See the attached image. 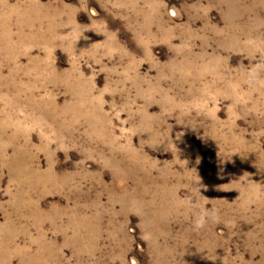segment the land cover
Returning <instances> with one entry per match:
<instances>
[{"label":"rangeland","instance_id":"1","mask_svg":"<svg viewBox=\"0 0 264 264\" xmlns=\"http://www.w3.org/2000/svg\"><path fill=\"white\" fill-rule=\"evenodd\" d=\"M0 264H264V0H0Z\"/></svg>","mask_w":264,"mask_h":264},{"label":"bare ground","instance_id":"2","mask_svg":"<svg viewBox=\"0 0 264 264\" xmlns=\"http://www.w3.org/2000/svg\"><path fill=\"white\" fill-rule=\"evenodd\" d=\"M36 263V262H35Z\"/></svg>","mask_w":264,"mask_h":264}]
</instances>
